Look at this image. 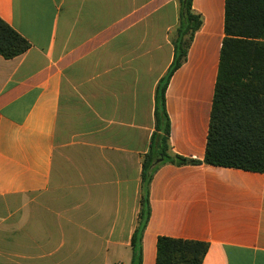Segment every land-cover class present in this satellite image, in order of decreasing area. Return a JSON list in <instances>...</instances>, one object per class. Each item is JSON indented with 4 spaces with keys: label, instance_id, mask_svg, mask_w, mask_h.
Segmentation results:
<instances>
[{
    "label": "crops",
    "instance_id": "obj_1",
    "mask_svg": "<svg viewBox=\"0 0 264 264\" xmlns=\"http://www.w3.org/2000/svg\"><path fill=\"white\" fill-rule=\"evenodd\" d=\"M224 7L192 0L202 25L165 92L172 155L204 158ZM0 19L31 45L0 56V264H130L178 0H0ZM149 204L142 264L158 237L207 243L202 264H264V172L163 163Z\"/></svg>",
    "mask_w": 264,
    "mask_h": 264
},
{
    "label": "trees",
    "instance_id": "obj_2",
    "mask_svg": "<svg viewBox=\"0 0 264 264\" xmlns=\"http://www.w3.org/2000/svg\"><path fill=\"white\" fill-rule=\"evenodd\" d=\"M179 25L173 60L155 90L154 131L141 161L137 226L131 237L130 264H142V235L150 218L149 186L163 163L176 167L202 164L252 173L264 172V0H225L222 40L205 153L202 161L170 154V122L165 92L185 62L194 34L202 25L192 0H178ZM31 45L0 19V56L13 59ZM162 159V163L156 162ZM209 245L158 237L155 264H202Z\"/></svg>",
    "mask_w": 264,
    "mask_h": 264
},
{
    "label": "water",
    "instance_id": "obj_3",
    "mask_svg": "<svg viewBox=\"0 0 264 264\" xmlns=\"http://www.w3.org/2000/svg\"><path fill=\"white\" fill-rule=\"evenodd\" d=\"M161 161H162V159H159V160L157 161V163H158V162H161Z\"/></svg>",
    "mask_w": 264,
    "mask_h": 264
}]
</instances>
